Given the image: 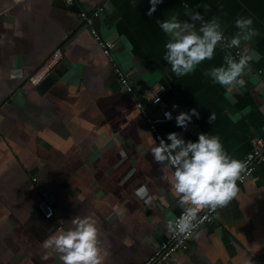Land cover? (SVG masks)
<instances>
[{
    "label": "crops",
    "instance_id": "1",
    "mask_svg": "<svg viewBox=\"0 0 264 264\" xmlns=\"http://www.w3.org/2000/svg\"><path fill=\"white\" fill-rule=\"evenodd\" d=\"M75 6L0 0V264H62L43 241L71 227L74 216L97 221L103 264H144L170 237L168 220L183 205L172 187L173 167L153 158L155 142L137 96L152 115L171 113L160 123L165 138L170 132L186 140L218 135L242 161L254 139L264 137V0H162L151 16L149 0H76ZM99 7L104 11L93 24L116 44V63L135 93L123 88L80 17ZM189 11L204 21L218 18L229 39L237 17L253 18L259 35L239 49L261 58L250 62L231 99L205 72L223 64L227 53L238 58L235 50L218 45L211 60L184 76L164 60L168 36L157 21L175 14L193 22ZM194 23L199 28L201 21ZM57 50L68 69L41 93L42 82L31 77ZM193 108L199 117L178 126L176 116ZM43 202L54 206L53 218H45ZM165 264H264V165L219 207L215 222L196 231L189 250Z\"/></svg>",
    "mask_w": 264,
    "mask_h": 264
},
{
    "label": "clouds",
    "instance_id": "2",
    "mask_svg": "<svg viewBox=\"0 0 264 264\" xmlns=\"http://www.w3.org/2000/svg\"><path fill=\"white\" fill-rule=\"evenodd\" d=\"M148 15L151 16L162 0H149ZM191 21H182L173 14L164 20H158L160 29L168 36L164 44V60L171 66L176 76H184L196 69L201 62L211 60L218 45L227 48H240L242 41L251 42L259 35L253 27V18L237 17L234 24L237 32L230 39L225 37L218 18L204 21L198 11L187 12ZM195 21H201L199 28ZM227 39V43L223 42ZM235 58L231 53L224 56V63L206 70L214 83L226 86V97L231 99L233 87L245 84L244 74L250 71V62L258 61L261 56L255 50L244 48ZM158 100L159 98L156 97ZM173 107H177L174 105ZM248 109L243 110L247 113ZM199 117L195 108L181 112L176 116L178 126L187 127L193 116ZM165 116L171 118V113ZM215 113H211L209 121H214ZM239 118V114L235 117ZM153 158L157 162H166L173 166L171 176L172 187L179 195V202L185 206L179 218L168 220V227L183 232L193 227L191 221L199 209L226 205L238 192L237 179L246 167V162L229 155L218 135L207 132L198 134L196 140H186L177 132H170L167 138L159 139L151 148ZM144 191L137 189V194ZM99 229L97 221L91 215L74 216L71 227L57 229L43 241L45 249H53L59 253L62 264H103L107 253L99 247ZM45 255L43 259H47Z\"/></svg>",
    "mask_w": 264,
    "mask_h": 264
},
{
    "label": "built area",
    "instance_id": "3",
    "mask_svg": "<svg viewBox=\"0 0 264 264\" xmlns=\"http://www.w3.org/2000/svg\"><path fill=\"white\" fill-rule=\"evenodd\" d=\"M63 3L64 6L72 8L73 6H75L76 0H63ZM103 11L104 7H99L90 12H80V17L86 24L90 26L91 33L97 40L99 47L103 52V55L107 57L111 62H113V67L117 78L120 80V82L123 83L128 92L135 93L132 81L122 70V68L116 63L114 57V51L117 47L116 44L106 42L101 37L98 30L93 24V20L98 18ZM225 37L229 39L226 34ZM227 39L223 42L224 44L227 43ZM227 49L235 50L236 54L238 52H243L244 50V48L237 49L236 47ZM62 59L63 55L61 50H57L51 56V58H49V60H47V62L33 74L31 80L35 84L41 83L60 64ZM259 73L262 74L263 72L260 70ZM136 106L140 110L141 115L145 118L148 128L153 136L154 142L158 143L159 139L161 138L166 139L160 128L161 121L167 119V117L165 116L166 112H162V114H159L158 116L152 115L144 106L143 101L141 100V98H139V96H137ZM242 161L246 162V167L241 172L240 177L236 181L238 190L240 189L241 185L245 184L248 180L253 178L254 173L259 166L264 165V137L254 139L252 149L248 152V154L243 158ZM34 181H36V178H34ZM42 207L44 208V215L46 219H51L55 216L54 206H52L48 202H43ZM219 207L220 206L213 209L206 206L199 209L196 217L191 221L193 227L186 229L183 232H179L173 227L170 237L155 249L153 255L148 260H146L144 264H165L174 254L188 251L190 241L192 240L196 231L202 225L211 224L216 221ZM184 210L185 206L183 205L181 212L176 218L181 217V215L184 213Z\"/></svg>",
    "mask_w": 264,
    "mask_h": 264
},
{
    "label": "water",
    "instance_id": "4",
    "mask_svg": "<svg viewBox=\"0 0 264 264\" xmlns=\"http://www.w3.org/2000/svg\"><path fill=\"white\" fill-rule=\"evenodd\" d=\"M76 7V6H73ZM80 11V10H79ZM67 64L61 62L38 86V90L42 93L45 92L50 86H52L55 82L59 81V79L63 76L64 72L67 70ZM124 89L126 87L121 82Z\"/></svg>",
    "mask_w": 264,
    "mask_h": 264
}]
</instances>
